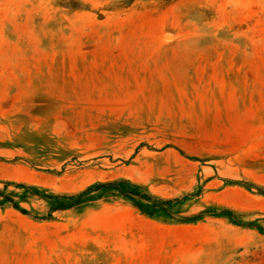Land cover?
Instances as JSON below:
<instances>
[{"label": "rangeland", "instance_id": "374dc122", "mask_svg": "<svg viewBox=\"0 0 264 264\" xmlns=\"http://www.w3.org/2000/svg\"><path fill=\"white\" fill-rule=\"evenodd\" d=\"M0 190V264H264V0H0Z\"/></svg>", "mask_w": 264, "mask_h": 264}, {"label": "trees", "instance_id": "16d2710c", "mask_svg": "<svg viewBox=\"0 0 264 264\" xmlns=\"http://www.w3.org/2000/svg\"><path fill=\"white\" fill-rule=\"evenodd\" d=\"M123 184H127L129 186H132V189H129V190L121 189L120 186ZM100 188H115L122 195L130 198L134 202V204L137 208H139L141 211H143L145 213H149V211H150L149 214H151V215L158 208L157 201L161 202L162 204H166V203L170 202V201L160 199V198H156V200L154 202L153 201L154 196L141 193L139 190L140 187L138 185H135V184H133L129 181H126V180L113 181V182H108V183H99V184L93 185V186L89 187L86 191H84L83 193L79 194L78 197H81L86 192L93 191V190L100 189ZM1 195L4 196L3 192L0 190V196ZM64 197H66V196H64ZM73 197L74 196H70L69 198H73ZM144 201H148V203L145 204ZM7 202L11 203V206L13 208L19 210L20 212H22L24 214H28V212L25 209L21 208L19 206L18 202H16L10 196L5 195L4 199L2 201H0V206H3ZM72 206H73L72 204L69 205L66 203H59L57 206L53 207V210L66 209V208H69Z\"/></svg>", "mask_w": 264, "mask_h": 264}]
</instances>
